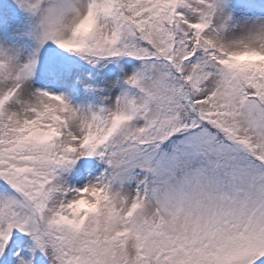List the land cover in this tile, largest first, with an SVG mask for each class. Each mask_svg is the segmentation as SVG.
Returning <instances> with one entry per match:
<instances>
[{
    "label": "snow or ice",
    "instance_id": "obj_1",
    "mask_svg": "<svg viewBox=\"0 0 264 264\" xmlns=\"http://www.w3.org/2000/svg\"><path fill=\"white\" fill-rule=\"evenodd\" d=\"M0 264H264V0H0Z\"/></svg>",
    "mask_w": 264,
    "mask_h": 264
}]
</instances>
